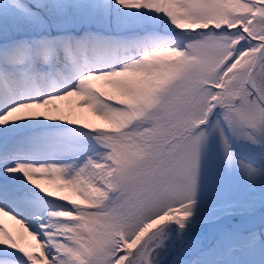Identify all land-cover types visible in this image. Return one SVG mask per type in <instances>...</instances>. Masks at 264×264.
<instances>
[{
  "label": "snow or ice",
  "instance_id": "6c2138e0",
  "mask_svg": "<svg viewBox=\"0 0 264 264\" xmlns=\"http://www.w3.org/2000/svg\"><path fill=\"white\" fill-rule=\"evenodd\" d=\"M0 264H264V0H0Z\"/></svg>",
  "mask_w": 264,
  "mask_h": 264
},
{
  "label": "rangeland",
  "instance_id": "374dc122",
  "mask_svg": "<svg viewBox=\"0 0 264 264\" xmlns=\"http://www.w3.org/2000/svg\"><path fill=\"white\" fill-rule=\"evenodd\" d=\"M71 99H74L75 101V98H69V101ZM69 101H65L64 103H68ZM73 101V102H74ZM72 102V104H73ZM44 183V186L49 188L50 190H55V186L50 184V183H47L46 181L43 182ZM5 226L10 230L12 231L14 234H18L19 232H22L24 234L23 236V240L21 241L22 243H28V242H31V238L27 236V233H24L23 232V229H20L19 225H16L14 221H8L7 218H5ZM34 243V242H33Z\"/></svg>",
  "mask_w": 264,
  "mask_h": 264
},
{
  "label": "bare ground",
  "instance_id": "6f19581e",
  "mask_svg": "<svg viewBox=\"0 0 264 264\" xmlns=\"http://www.w3.org/2000/svg\"><path fill=\"white\" fill-rule=\"evenodd\" d=\"M74 101V99H71L68 103H65L66 105L71 106L72 102ZM74 103V102H73ZM79 111V110H78ZM85 112H87L90 115V111L89 110H84ZM9 221V220H8ZM11 221V220H10ZM18 234H22V236H24V234L22 232H19Z\"/></svg>",
  "mask_w": 264,
  "mask_h": 264
}]
</instances>
